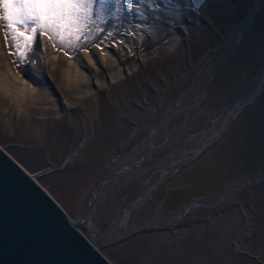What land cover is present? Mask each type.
Masks as SVG:
<instances>
[{
  "label": "rangeland",
  "instance_id": "1",
  "mask_svg": "<svg viewBox=\"0 0 264 264\" xmlns=\"http://www.w3.org/2000/svg\"><path fill=\"white\" fill-rule=\"evenodd\" d=\"M254 3L117 0L77 47L37 32L23 58L1 20L0 68L21 69L31 95L0 89V145L74 220L90 209L108 233L128 211L133 231L153 228L106 243L89 233L113 264H264V1L241 27ZM105 51L124 74L69 85L82 52L106 78Z\"/></svg>",
  "mask_w": 264,
  "mask_h": 264
},
{
  "label": "water",
  "instance_id": "2",
  "mask_svg": "<svg viewBox=\"0 0 264 264\" xmlns=\"http://www.w3.org/2000/svg\"><path fill=\"white\" fill-rule=\"evenodd\" d=\"M83 229L0 145V264H113Z\"/></svg>",
  "mask_w": 264,
  "mask_h": 264
},
{
  "label": "snow or ice",
  "instance_id": "3",
  "mask_svg": "<svg viewBox=\"0 0 264 264\" xmlns=\"http://www.w3.org/2000/svg\"><path fill=\"white\" fill-rule=\"evenodd\" d=\"M117 0H0V20L4 21L21 58L37 32L61 45L77 47L90 26L103 20ZM95 16V19L93 17ZM100 29H96L99 31ZM7 38V37H6Z\"/></svg>",
  "mask_w": 264,
  "mask_h": 264
},
{
  "label": "bare ground",
  "instance_id": "4",
  "mask_svg": "<svg viewBox=\"0 0 264 264\" xmlns=\"http://www.w3.org/2000/svg\"><path fill=\"white\" fill-rule=\"evenodd\" d=\"M263 1L264 0H255V3L253 5L252 10L249 12V14L243 20L241 27L245 26L250 21V19L254 15V12L256 11L257 8L260 7V5H262ZM0 12H2L1 9H0ZM0 23H1V20H0ZM188 26H189V24L187 23V24L180 27L182 33H184L186 31ZM2 31H3V29L0 27V36L3 34V33H1ZM179 39H180V34L172 36L170 38L169 45L176 43ZM229 45H230V43L228 45H226L225 50L227 49V47ZM8 52H10V45L9 46L3 45V47L0 46V57H2V58L7 57ZM82 53H80L77 58L70 60L72 63V64L70 63V65H77L78 64V66L76 68H74L73 72L69 73L70 79L68 82L69 85L71 84V86L76 88V90H78L79 87L81 86V84H83L84 82L85 83L93 82L97 85H103L106 83V81H108L110 79L111 80L112 79L117 80L122 74H124V72H122V70H124L125 68L124 69L120 68V67H118L117 69L112 68L113 67L112 64L114 63V61H113L112 56L109 54V52L105 51L103 54L106 58L104 65L108 69H110L106 78L104 76H101V70L103 69V66L99 65L100 63L98 61V58L96 56H94L95 52H89V53H83V54ZM79 59L83 62V64H88L89 66L93 67L96 70V73L95 74H88V75L83 73L82 70L79 68V66L81 65V63H79V61H80ZM14 66L16 67L17 65L14 64ZM14 66H13V68H15ZM13 68H11L10 70H12ZM16 68H18V67H16ZM16 68L13 69L14 71H12V72H10V71L6 72L2 68H0V89H2L7 94H10L11 97L15 98V99L17 97H20L22 99L24 97H25V99L29 98L31 95L29 92L31 89L29 87L30 83L28 82V80L26 78H24V76L21 75V69L18 68L16 70ZM32 87H34V86L32 85ZM40 90H42V89H40ZM20 98L18 100H21ZM180 104L181 103L178 102L173 107L174 108L178 107ZM174 108H171V110L168 111V114L172 113V115H173L175 113ZM163 119L164 118H162L158 122L156 128H154L152 130V132L149 134L147 139L144 140L139 147H137L130 155H128L123 160V162L120 166L121 169H119V171L115 170L114 172H112V174H110L109 180L117 177L120 173L126 172L127 169H130L134 164L137 163V161L142 156V154L152 145L154 137L157 134L158 125H160L164 122ZM109 180L107 179L105 183H108ZM98 192L100 193V191H98ZM127 213H128V211L125 212L124 219L120 222L119 227L116 229L114 228L115 230L113 229L112 232H108V233H105V232L98 230L92 224V222L90 221V216H91V210L90 209H88L85 212V214H83L81 217H79L78 219H75V222L80 223L84 227V229L86 231L85 232L83 231V232L87 238L90 239V237H89V233H90L93 237L97 238L98 240H101L103 243H106V242H108L114 238L121 237L124 234H126L130 231H133V229L128 226ZM172 219H173V217H170L168 219V221H170Z\"/></svg>",
  "mask_w": 264,
  "mask_h": 264
},
{
  "label": "trees",
  "instance_id": "5",
  "mask_svg": "<svg viewBox=\"0 0 264 264\" xmlns=\"http://www.w3.org/2000/svg\"><path fill=\"white\" fill-rule=\"evenodd\" d=\"M242 201L243 203H248L249 202V195L248 194H245V196L242 197Z\"/></svg>",
  "mask_w": 264,
  "mask_h": 264
}]
</instances>
